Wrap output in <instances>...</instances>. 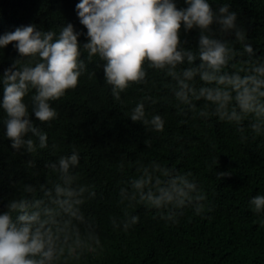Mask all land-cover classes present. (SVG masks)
<instances>
[{
    "label": "clouds",
    "instance_id": "9594fccd",
    "mask_svg": "<svg viewBox=\"0 0 264 264\" xmlns=\"http://www.w3.org/2000/svg\"><path fill=\"white\" fill-rule=\"evenodd\" d=\"M75 11L86 31L67 22L59 31L29 23L0 33V49L15 42L12 47L27 60L14 59L0 72V110L5 114L0 123L15 151L37 154L48 147V133L33 117L42 122L54 120L57 110L50 102L74 88L86 71V61L93 60L111 85L114 100L125 89L131 90L134 101L140 97L129 119L150 130L162 132L165 127L161 114L146 113V101L156 102L146 97L154 92V72L165 78V87L181 112L202 100L219 120L235 125L249 120L255 133L264 132V56L246 42L237 12L228 2L77 0ZM193 29L197 33L194 44L182 36ZM82 35L83 41L78 39ZM99 146H88L85 151ZM117 150L119 155L122 148ZM213 160L217 163V156ZM79 162V151L73 147L46 163L54 178L38 182V174L32 171L29 182H14L15 191L0 210V264L79 263L83 245L93 252L92 242L99 243L105 223L128 233L134 230L139 219L137 204L156 209L169 220L182 215L179 212L187 206L196 213L204 208L206 193L190 170L180 171L158 159H138L134 174L118 190L119 202L133 209L125 211L123 218L104 219L93 206L83 208L97 192L92 181H82ZM24 165L35 167V160L28 159ZM101 166L105 169L90 174L101 179V173L111 171L105 163ZM249 204L256 213L264 212V194L252 196Z\"/></svg>",
    "mask_w": 264,
    "mask_h": 264
},
{
    "label": "trees",
    "instance_id": "16d2710c",
    "mask_svg": "<svg viewBox=\"0 0 264 264\" xmlns=\"http://www.w3.org/2000/svg\"><path fill=\"white\" fill-rule=\"evenodd\" d=\"M219 2H228L237 12L246 42L264 56V0ZM76 3L77 0H0V33L29 23L59 31L67 22L86 31L76 15ZM196 34L193 29L182 36L194 44ZM13 43L0 49V72L14 59L27 62L19 57ZM86 64L77 85L50 102L57 117L47 122L33 117L34 123L48 133V147L37 154L17 152L3 136L0 123V210L15 191V181L29 182L32 171L38 174V182L54 178L46 163L75 147L80 154L77 171L83 182H93L97 192L83 208L86 204L93 206L104 219L123 218L124 212L133 207L126 208V203L119 202V186L134 174V161L158 159L180 171L192 172L206 193L203 210L196 213L187 206L179 212L182 215L169 220L160 211L137 204L139 219L132 232L105 223L98 235L99 243L92 242L93 252L83 245L84 254L77 257L80 262L72 264H264V224L260 223L264 212L256 213L249 204L252 196L264 194V132L255 133L249 120L241 125L219 120L202 100L196 102L195 108L181 112L165 87V78L154 72V92L146 97L156 102L146 101V113L161 114L165 127L162 132L150 130L129 119L140 97L137 95L134 101L131 90L125 89L120 99L114 100L98 61ZM201 110L209 114L201 116ZM4 115L0 110V121ZM97 144L98 148L85 151ZM117 147L122 148L119 155ZM28 159L35 160V167L27 165ZM103 163L111 171L101 173V179L90 174L92 170H104ZM90 227L93 228L91 224Z\"/></svg>",
    "mask_w": 264,
    "mask_h": 264
}]
</instances>
